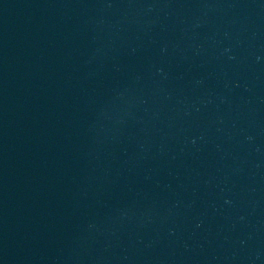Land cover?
Listing matches in <instances>:
<instances>
[{"label": "water", "instance_id": "1", "mask_svg": "<svg viewBox=\"0 0 264 264\" xmlns=\"http://www.w3.org/2000/svg\"><path fill=\"white\" fill-rule=\"evenodd\" d=\"M0 264H264V0H0Z\"/></svg>", "mask_w": 264, "mask_h": 264}]
</instances>
